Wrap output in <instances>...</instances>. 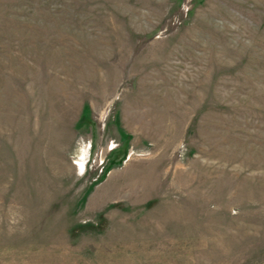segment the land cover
Segmentation results:
<instances>
[{"label":"rangeland","instance_id":"rangeland-1","mask_svg":"<svg viewBox=\"0 0 264 264\" xmlns=\"http://www.w3.org/2000/svg\"><path fill=\"white\" fill-rule=\"evenodd\" d=\"M0 264H264V0H0Z\"/></svg>","mask_w":264,"mask_h":264}]
</instances>
